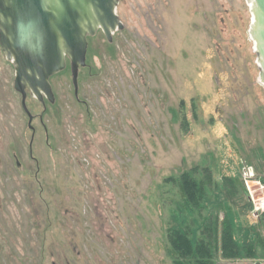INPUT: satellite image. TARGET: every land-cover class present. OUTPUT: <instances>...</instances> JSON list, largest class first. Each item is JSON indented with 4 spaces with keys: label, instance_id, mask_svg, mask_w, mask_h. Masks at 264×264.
<instances>
[{
    "label": "rangeland",
    "instance_id": "374dc122",
    "mask_svg": "<svg viewBox=\"0 0 264 264\" xmlns=\"http://www.w3.org/2000/svg\"><path fill=\"white\" fill-rule=\"evenodd\" d=\"M251 4L119 0L76 96L68 60L54 103L26 91L31 128L0 49V264H264L242 178H264Z\"/></svg>",
    "mask_w": 264,
    "mask_h": 264
},
{
    "label": "water",
    "instance_id": "95a60500",
    "mask_svg": "<svg viewBox=\"0 0 264 264\" xmlns=\"http://www.w3.org/2000/svg\"><path fill=\"white\" fill-rule=\"evenodd\" d=\"M251 37L264 82V0H253ZM119 0H0V49L15 68L14 90L29 119L26 91L41 103H54L49 80L70 62L75 96L85 67L87 36L101 29L108 41L122 24L115 14Z\"/></svg>",
    "mask_w": 264,
    "mask_h": 264
},
{
    "label": "built area",
    "instance_id": "2783aa9c",
    "mask_svg": "<svg viewBox=\"0 0 264 264\" xmlns=\"http://www.w3.org/2000/svg\"><path fill=\"white\" fill-rule=\"evenodd\" d=\"M242 170L244 172L242 175L244 191L247 195V201L252 206L253 218L264 223V178L255 180V173L257 172L253 166H246Z\"/></svg>",
    "mask_w": 264,
    "mask_h": 264
},
{
    "label": "trees",
    "instance_id": "16d2710c",
    "mask_svg": "<svg viewBox=\"0 0 264 264\" xmlns=\"http://www.w3.org/2000/svg\"><path fill=\"white\" fill-rule=\"evenodd\" d=\"M188 195L189 197L191 198V195H190V192L188 191ZM226 238H231L230 235H228V237ZM172 246L173 248L176 250V251H181L183 248H186V252L188 255H193V250H192V247L190 245V243L188 242V240L186 239V236L182 233H175L173 236H172ZM180 243V245H178ZM233 247L235 249L236 248V244L233 242ZM196 251V249H195ZM198 254V262H196L195 260L193 261L194 264H212V261H210V259H206V258H210V257H203L202 253H197ZM238 254V251H233V252H230L228 253L229 256H232V257H236ZM202 257V258H201ZM216 264V263H214Z\"/></svg>",
    "mask_w": 264,
    "mask_h": 264
},
{
    "label": "bare ground",
    "instance_id": "6f19581e",
    "mask_svg": "<svg viewBox=\"0 0 264 264\" xmlns=\"http://www.w3.org/2000/svg\"><path fill=\"white\" fill-rule=\"evenodd\" d=\"M250 2H251V3H254L253 0H250ZM251 5H252V9H253V6H254V5H253V4H251ZM258 65H259V60H258ZM259 67H260V66H259ZM259 69H260V68H259ZM260 81H261V80H260ZM261 82L264 84L263 81H261Z\"/></svg>",
    "mask_w": 264,
    "mask_h": 264
},
{
    "label": "crops",
    "instance_id": "0c3cea01",
    "mask_svg": "<svg viewBox=\"0 0 264 264\" xmlns=\"http://www.w3.org/2000/svg\"><path fill=\"white\" fill-rule=\"evenodd\" d=\"M223 263H225V262H221V264H223Z\"/></svg>",
    "mask_w": 264,
    "mask_h": 264
}]
</instances>
